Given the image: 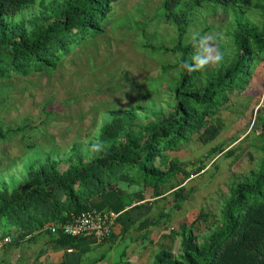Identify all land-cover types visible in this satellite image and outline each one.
Segmentation results:
<instances>
[{
  "label": "trees",
  "instance_id": "16d2710c",
  "mask_svg": "<svg viewBox=\"0 0 264 264\" xmlns=\"http://www.w3.org/2000/svg\"><path fill=\"white\" fill-rule=\"evenodd\" d=\"M118 1L0 0L3 110L9 109L15 95L12 86L2 83L16 76L54 73L76 46L105 34L113 4ZM216 9L230 20L227 40L218 43L219 60L213 63L203 44L205 31L189 40L186 33L195 13L213 14ZM160 13L175 27V39L171 45L146 46L173 57L172 63L161 66L162 74L168 75L166 109L152 111L141 123L135 121L139 107L108 110L88 158L75 152L64 168L49 156L28 162L19 185L0 187L1 247H18L41 234L61 246L77 247L88 237L66 235L60 227L85 211L99 210L96 205H104V210L117 214L116 220L125 219L131 227L135 221L127 209L144 207V189H152L153 200L168 191L181 198L184 181L205 169L201 164L188 171L168 153L192 141L209 144L225 128L219 112L232 102L234 94L249 88L255 68L264 62V0H163ZM262 104L250 123L251 132L257 130L262 150L258 169L232 183L219 219L210 220L201 210L194 222L181 224L175 234L180 237L179 251L162 248L154 256L155 264H264V98ZM54 106L51 100L40 106L43 119L39 124L48 123ZM38 128L27 118L19 123L1 118L0 141L24 138ZM224 150L222 144L211 146L206 157ZM235 151L228 149L226 154ZM179 173L183 176L177 180ZM126 186L140 189L128 192ZM202 223L205 231L199 230ZM128 229L121 227V234Z\"/></svg>",
  "mask_w": 264,
  "mask_h": 264
},
{
  "label": "rangeland",
  "instance_id": "374dc122",
  "mask_svg": "<svg viewBox=\"0 0 264 264\" xmlns=\"http://www.w3.org/2000/svg\"><path fill=\"white\" fill-rule=\"evenodd\" d=\"M162 2L120 0L114 3L105 34L81 47L76 46L54 73L16 76L2 83L13 87L15 100L8 110L0 106V119L19 123L27 118L39 128L24 138L16 136L11 141H0V187L19 185L25 177V166L35 158L49 156L59 161L62 168L75 152L88 158L97 144L102 118L108 110L139 107L135 109V121L141 123L148 115L151 117L152 111L166 109L168 75L162 74L161 66L172 63L173 57L152 52L146 46L171 45L175 39V27L161 16ZM37 8L38 3L33 6L34 10ZM204 13L194 14L186 40L205 31L203 44L210 60L216 63L218 43L224 44L227 40L225 33L230 17L221 9L213 14ZM263 96L264 62H261L255 68L249 88L243 94H234L232 102L219 112L225 128L213 142L192 141L168 153L188 171L201 164H205V169L184 181L181 198L168 191L153 200L152 189H144L145 199L141 204L144 207L135 208L139 228L129 232L142 243L138 246H144L139 251L143 254L138 260L140 264H155L154 256L162 248L177 253L180 237L175 234L180 225L194 222L201 210L209 214L210 220L219 219L232 183L249 170L258 169L262 150L257 130L251 132L250 123L256 109L263 105ZM46 100H51L55 106L48 123L39 124L43 119L39 109ZM234 138L237 140L232 141ZM219 144L224 145V152L206 157L210 147ZM233 148L236 151L228 156L226 151ZM182 176L179 173L176 179ZM139 189L126 186L128 192ZM161 213L164 216L154 223ZM198 227L202 231L207 228L203 223ZM42 239L50 238L44 235L39 241ZM34 244L36 242L22 241L18 247H1L0 243V264H43Z\"/></svg>",
  "mask_w": 264,
  "mask_h": 264
},
{
  "label": "crops",
  "instance_id": "0c3cea01",
  "mask_svg": "<svg viewBox=\"0 0 264 264\" xmlns=\"http://www.w3.org/2000/svg\"><path fill=\"white\" fill-rule=\"evenodd\" d=\"M96 206L100 211H106L104 205ZM127 211L135 224L130 227L125 219L119 221L115 219L111 225L109 236L103 240L88 237L84 240L85 242L79 243L77 247H71L61 246L52 242L51 239L39 241L44 236L41 234L32 240L36 242L34 248H37V254L42 257L41 262L43 264H140L141 262H138V260L143 254L139 251L144 246L137 245L141 243L138 237L129 235L130 231L139 228V226H136L137 219L135 215H137V218L139 216L137 209L133 207H128ZM121 227H128L129 229L121 234Z\"/></svg>",
  "mask_w": 264,
  "mask_h": 264
},
{
  "label": "built area",
  "instance_id": "2783aa9c",
  "mask_svg": "<svg viewBox=\"0 0 264 264\" xmlns=\"http://www.w3.org/2000/svg\"><path fill=\"white\" fill-rule=\"evenodd\" d=\"M117 214L112 211L88 210L75 217L70 223L63 224L61 231L70 236H87L98 240L107 238L111 232V225ZM56 231L55 227L51 228ZM10 239L7 238L6 241Z\"/></svg>",
  "mask_w": 264,
  "mask_h": 264
}]
</instances>
